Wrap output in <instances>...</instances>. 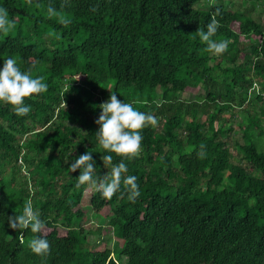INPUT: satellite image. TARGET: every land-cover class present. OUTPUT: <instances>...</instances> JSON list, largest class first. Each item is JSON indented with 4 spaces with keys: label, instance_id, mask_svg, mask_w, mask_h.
Instances as JSON below:
<instances>
[{
    "label": "trees",
    "instance_id": "obj_1",
    "mask_svg": "<svg viewBox=\"0 0 264 264\" xmlns=\"http://www.w3.org/2000/svg\"><path fill=\"white\" fill-rule=\"evenodd\" d=\"M203 1L0 0L15 21L0 32V67L15 54L49 85L25 98V116L0 102V264H264V25L251 16L264 0L242 11ZM214 15V39L230 40L221 54L196 32ZM187 89L200 91L193 101ZM113 90L159 117L126 160L135 200L123 183L110 200L77 187L69 169L91 150L107 172L95 121ZM28 199L46 222L43 254L7 221ZM87 209L113 247L90 248Z\"/></svg>",
    "mask_w": 264,
    "mask_h": 264
},
{
    "label": "clouds",
    "instance_id": "obj_2",
    "mask_svg": "<svg viewBox=\"0 0 264 264\" xmlns=\"http://www.w3.org/2000/svg\"><path fill=\"white\" fill-rule=\"evenodd\" d=\"M58 10L49 5L47 15L55 16ZM68 24L67 18L62 20ZM220 21L215 15L205 26H200L196 31L201 41L206 42V51L213 54L225 52L230 44L229 39H214L218 31ZM15 26L14 19L9 16L6 7L0 6V32H9ZM3 58L0 67V102L14 106V111L19 116H25L32 110V105L25 98H35V95L46 92L48 83L43 75L33 74V67L22 69L15 54ZM100 114L95 123L99 126L96 133L98 147L101 152L103 165L108 169L103 176L98 175L99 167L93 158V151L88 150L76 157L69 165L71 172L80 169L76 180V186L88 185L106 198L111 199L120 190L122 183L127 186L129 199L135 200L140 196V186L136 175L128 173L126 160L139 155L142 148V129L149 125L155 126L159 122L152 112L142 111L132 102L121 100L117 91L113 90L107 100L99 105ZM113 153L122 157L119 161L114 160ZM9 227L12 229L30 228L33 235L27 242L28 247L37 254L50 251V241L47 236L42 235L46 227L45 220L41 217L38 209H35L31 199H28L22 209H15L13 215L7 216ZM23 237V232H21Z\"/></svg>",
    "mask_w": 264,
    "mask_h": 264
},
{
    "label": "rangeland",
    "instance_id": "obj_3",
    "mask_svg": "<svg viewBox=\"0 0 264 264\" xmlns=\"http://www.w3.org/2000/svg\"><path fill=\"white\" fill-rule=\"evenodd\" d=\"M214 0H204L200 4L197 5L198 8H203L204 6L212 3ZM222 2L229 7L232 10H244L246 6L249 5V0H222ZM256 21L260 22L262 25H264V5L258 3L256 10L251 15ZM200 91L198 89L196 90H190L187 89L185 93H182L180 95L181 99L186 101H193L195 96ZM202 93V91H201ZM236 129L235 132V139L239 141V143H242L241 140V132L238 131L236 126H234ZM87 215L88 220L85 225L86 231L90 232L87 235V240L90 244V248L93 246L101 245L103 243H106L110 248L114 246V243H116V238L113 236L112 231L110 228L106 226V220L102 219L101 217L97 216L92 212V210L87 209ZM102 227L100 230V233L98 234V228ZM63 233V231H61ZM125 261V259L123 260Z\"/></svg>",
    "mask_w": 264,
    "mask_h": 264
}]
</instances>
